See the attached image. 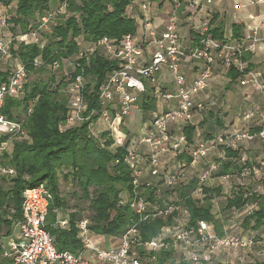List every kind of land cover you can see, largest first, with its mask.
<instances>
[{"label":"built area","instance_id":"2783aa9c","mask_svg":"<svg viewBox=\"0 0 264 264\" xmlns=\"http://www.w3.org/2000/svg\"><path fill=\"white\" fill-rule=\"evenodd\" d=\"M211 4L213 0H205ZM235 1V0H228ZM259 0L257 2H261ZM169 10L162 27L154 25L151 13V0H133L138 12L130 9L128 13L135 20L136 31L121 39L103 37L92 44H85L72 59L66 57L62 63L79 69L78 59L88 60L95 51L106 59L115 61L118 66L109 72L98 88L97 100L100 112L92 110L86 115L87 106L83 92L85 79L77 75L68 80L66 92L69 101L64 131L83 122L97 118L89 125L95 137L94 128L99 124L105 127L107 138L111 140L109 150L115 153L124 149V163L130 175V188L123 192L119 204L126 206L136 217L128 228L108 246L105 236L97 235L89 228L92 224L88 217L75 222L77 238L81 248L73 254L58 251L54 238L44 228L48 204L52 195L45 184L24 189L21 200V219L16 224L17 234L8 239V245L1 247L0 264H157L161 252L172 250L177 260L188 264H214L219 253L237 251H257V256L264 260V234L248 230L245 234L224 232L218 236L214 223L198 221L194 227H185L189 218L184 198L174 191L175 185L186 186V163L178 157L187 154L191 158L189 166L207 156L210 150L218 151V163L201 170L196 186L191 191L192 198L200 200L202 189L214 173L226 161L225 149L236 151L244 142L255 139L264 143V102L261 106L249 107L238 116L242 128L233 132H224L213 139L194 146L190 145L184 127L191 125L196 112L204 111L201 102L194 98L203 92L208 82L217 74L227 75L230 71L237 74L234 80L239 87L250 88L264 99V73L251 68L247 55L253 53L259 44V27L249 26L250 34L246 38L234 39L230 36L217 40L209 34V26L203 25L195 38H184L178 29V14L183 2L194 4V0H168ZM248 5L253 2L247 1ZM235 9L241 4L235 3ZM64 10L60 5L38 18L36 28L24 32L12 33L7 21L0 16V62L5 67L0 72L5 74L0 81V111L6 97L20 98L24 94L27 81L25 66L11 54L14 43L23 45L36 44L40 49V31L49 29V22ZM250 21L252 16H248ZM81 38L78 39L80 44ZM191 68L185 72L183 66ZM34 69L46 67L39 58L32 62ZM52 71L59 67L57 61L50 65ZM171 77L170 88L160 81V76ZM147 96L154 102L155 109L147 121L141 124L137 133L125 132L124 124L139 101ZM162 106V107H161ZM159 109H157V108ZM32 105L28 108L31 112ZM97 132V131H96ZM26 136L21 121L11 120L0 113V176L14 177L13 167L3 164V154L9 153L14 139ZM235 169V177L251 181L257 186L252 192L261 190L264 180V168L260 165L243 162ZM240 160V161H241ZM114 160L111 165L118 164ZM233 175L224 174L221 180L231 179ZM250 184V183H249ZM148 191H153L148 194ZM215 199L212 200L211 215H216ZM257 210L254 203H246L242 214L245 216ZM56 225L61 229L69 227L67 214L55 211ZM175 217V226L164 224L160 233L149 240H143L138 226L140 223ZM102 245V246H101Z\"/></svg>","mask_w":264,"mask_h":264},{"label":"trees","instance_id":"16d2710c","mask_svg":"<svg viewBox=\"0 0 264 264\" xmlns=\"http://www.w3.org/2000/svg\"><path fill=\"white\" fill-rule=\"evenodd\" d=\"M59 5L56 9L55 2ZM133 0H0V16L7 21L8 29L12 33L24 32L37 27L38 18L50 11L57 10L64 5L49 22L47 31H40L43 47L36 44L23 45L14 43L11 47L12 56L25 66L27 77L30 73L37 75L52 72L51 64L59 63L56 70L63 66L66 57L76 58L84 45L92 44L103 37L121 39L136 31L135 20L128 14L132 9ZM241 25H233L232 37H241ZM209 34L223 40L220 27H209ZM82 39L80 44L78 39ZM39 58L47 66L34 69L32 62ZM247 55L245 59H249ZM79 69L73 70L60 78L51 76L49 81H26L24 94L20 98L6 97L0 111L11 120L21 121L26 136L12 141L11 152L3 154V164L13 167L16 175L12 178L0 176V230H5V236L12 233L21 219V200L24 189L45 184L52 195L48 204L44 228L54 238L58 251H69L76 254L80 248L77 238L75 222L80 218L78 212H70L67 216L69 227L61 229L56 225V212H64L68 204L59 190V175L65 181H70L79 199L88 202L92 212L88 217L92 224L93 233L109 237L115 241L137 217L126 207L119 204L120 195L130 188V175L124 163V149L115 153L109 150L111 140L105 131L99 132L97 137L90 133L89 125L97 116L67 130H60V124L65 123L67 113L66 87L68 81L64 78L82 75L85 79L84 100L87 106L86 115L92 110L100 112L97 100L98 88L105 76L117 68L115 61L106 59L99 51H95L88 60L78 59ZM64 69V68H63ZM55 70V71H56ZM54 72V71H53ZM232 80L237 78L234 71H230ZM5 74L0 72V81ZM55 79V80H54ZM56 81V82H55ZM51 82H53L51 84ZM67 94V95H66ZM32 105L31 112L28 108ZM139 109L143 112V121L147 120L155 109L154 102L147 96L139 101ZM194 128H184L187 139L190 140ZM4 139H0V142ZM225 156L237 158L238 151L225 149ZM118 160L114 166L111 163ZM228 163L222 164L221 174L232 169ZM260 192H250L243 198L238 192L227 201V209H241L247 202H254L257 210L242 219L245 228H252L264 234V180L260 182ZM196 186V180L186 186L175 185L174 191L183 197L182 204L187 207L189 218L185 227H194L198 221L214 222L211 215L212 200L218 196V189H202L204 197L201 200L192 198L191 191ZM152 194L153 191H148ZM175 226V217L166 221L158 218L139 224L141 238L149 240L160 233L164 225ZM216 234L222 236L219 225ZM157 264H188L176 259L174 252H161ZM244 264H264V260H252Z\"/></svg>","mask_w":264,"mask_h":264},{"label":"crops","instance_id":"0c3cea01","mask_svg":"<svg viewBox=\"0 0 264 264\" xmlns=\"http://www.w3.org/2000/svg\"><path fill=\"white\" fill-rule=\"evenodd\" d=\"M151 1V13L154 17V25L157 27H162L170 7L169 2L168 0ZM194 1V4L183 2L182 7L179 10L178 29L181 36L184 38H195L200 32L201 27L203 25H208L210 28L220 27L223 32V38L228 36L232 37L233 25H241V37H232L234 39H240L248 37L250 34L249 26L256 25L259 27L258 36L260 41L257 49L250 54L248 61L251 68L259 69L264 73V0L261 2H257L259 0H213L211 4H207L205 0ZM247 1L253 2V4L248 5ZM235 3H240L243 7L240 9H235ZM132 5V9L135 13H137V6L135 3ZM248 16H252L253 20L250 21ZM190 68L191 66L189 64H185L183 66V70L185 72ZM229 74L230 72L227 75L217 74L208 82L207 88L194 98L196 103L201 102L204 105L205 110L196 112L191 125H188L194 128L190 140L188 139L190 145L194 146L206 140L213 139L217 135L224 132H233L239 130L242 128L238 119L240 113L249 107H258L263 104V97L255 94V92L250 88L239 87L238 84L232 80ZM170 79L171 77L168 75L160 76V81L165 83L168 88L171 86L169 81ZM208 105L213 107V109L208 110ZM135 113H137V118L140 120L141 124L147 121L150 117L149 115L147 120L143 121L144 114L138 106V109H134L131 112V120L128 121V124H133L132 121L136 116ZM140 127L137 129H131V132L137 133ZM97 130L98 132H94L96 135L101 132L100 126H98L96 131ZM91 134L95 136L93 133ZM236 151H238V157L235 159L228 157L226 158L225 163H228L231 167H240L242 164L241 159H243L245 164L250 165L251 163H254L264 168V143L260 140L255 139L251 142H244L243 145H241ZM178 160L187 164L185 168V177L182 180L183 184L187 185L189 182L196 180L200 171L208 168V165L212 166L213 164L218 163V151L210 150L206 157L191 166H189L191 158L187 154L179 156ZM203 166L206 168H203ZM220 169L221 168H219L214 173L213 177L208 180L204 187L211 190H219L218 196L214 198L216 201L215 209L217 213L216 215L212 214L215 231L217 230L216 225L218 224L219 230H221L223 234L224 232H232L237 234V230L234 231L237 224L235 223V220L241 216L243 207L241 209H235L233 207L227 209V201L231 200L235 195H237L238 192L243 193V198H245V196H247V194L252 191V188L257 185L253 184L249 180L246 181L248 185L243 186L242 180L235 177L236 171L234 168L232 170L229 169V171L225 173L233 175L231 179L221 180L220 176L224 174L220 173ZM203 197L204 194L202 193V195L199 197L200 200ZM66 212L69 213L74 211L68 210ZM61 215H63V213H61ZM244 217H242V219ZM248 230L254 229L247 228V230H244L243 234H245ZM4 233L5 230L2 228L0 230V250L1 247H5L6 240H8L9 237L17 234V228L15 227L12 230V233L8 236H5ZM104 240L106 241L105 238ZM110 243L112 242H106L105 246L110 245ZM223 253H219L215 256L214 264H218L220 262V256ZM90 264H93V262H90Z\"/></svg>","mask_w":264,"mask_h":264},{"label":"rangeland","instance_id":"374dc122","mask_svg":"<svg viewBox=\"0 0 264 264\" xmlns=\"http://www.w3.org/2000/svg\"><path fill=\"white\" fill-rule=\"evenodd\" d=\"M59 5V2L56 1L55 2V6H53L54 9H56ZM1 13H5L4 11L3 12H0ZM2 63L0 62V67H1V70L4 71L5 70V67L3 65H1ZM63 67L59 70H56V71H50V72H46V73H42V74H39L37 75V73H30L29 76L27 77V81L28 82H32L34 80H41V81H46L47 80L49 81L50 77L53 76V77H58V75H60V78L63 77L66 73V74H71L72 73V68L63 64L62 65ZM64 68V69H63ZM55 80V79H54ZM69 80V77H66L64 78V81H68ZM56 82V81H55ZM53 82H51L52 84ZM67 95V94H66ZM230 95V94H229ZM231 96V95H230ZM67 101H69V98L67 97ZM68 103V102H67ZM207 109L208 110H212L213 107L211 106H207ZM136 116L134 117L133 119V124L130 123L128 124V121L131 120V117H129L127 120H126V124H124V131L125 132H131V129H137L141 126V122L140 120L137 118V113H135ZM137 118V119H136ZM138 120V121H137ZM61 125H64V123L60 124ZM100 126V130L101 131H104L105 130V127H103V125L99 124ZM67 130V129H65ZM94 131L96 132V129L94 128ZM98 132V130H97ZM92 133V132H90ZM12 147V146H11ZM11 152V148L9 150ZM203 168H206L205 166H203ZM59 179V190H60V193H61V196L63 197V199L67 202L68 204V207L67 209L63 212V214H69L68 210L70 211H77L78 212V215L80 218L82 217H89L91 215V211L90 209L88 208V202H84L82 201L81 199H79V194H77V192L74 194L75 190L72 183L68 180V181H65L61 175H59L58 177ZM121 197V195H120ZM62 213V212H60ZM245 215L244 214H241V216L235 220V223L236 224V229H234V231L237 230V234H243L244 233V230H247V228H245L244 226H242L241 224V219L242 217H244ZM15 228V227H14ZM238 228V229H237ZM98 235V234H97ZM106 239V242H109L110 241V238L109 237H105ZM105 242V243H106ZM105 243L103 244V246L105 247ZM8 245V240H6V244L5 246ZM102 246V245H101ZM227 252V251H225ZM223 253L221 254L220 256V262L218 264H244V263H247V262H250L252 260H263V257H258L257 256V252L256 251H246V252H243V251H237V252H228V253ZM238 258V260H237ZM90 264V263H89ZM217 264V263H216Z\"/></svg>","mask_w":264,"mask_h":264}]
</instances>
